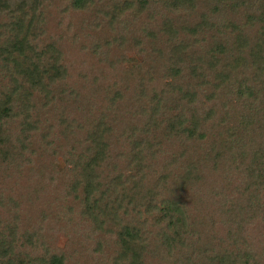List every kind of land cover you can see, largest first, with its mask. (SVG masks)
Returning a JSON list of instances; mask_svg holds the SVG:
<instances>
[{
    "label": "trees",
    "instance_id": "obj_1",
    "mask_svg": "<svg viewBox=\"0 0 264 264\" xmlns=\"http://www.w3.org/2000/svg\"><path fill=\"white\" fill-rule=\"evenodd\" d=\"M0 264H264V0H0Z\"/></svg>",
    "mask_w": 264,
    "mask_h": 264
},
{
    "label": "rangeland",
    "instance_id": "obj_2",
    "mask_svg": "<svg viewBox=\"0 0 264 264\" xmlns=\"http://www.w3.org/2000/svg\"><path fill=\"white\" fill-rule=\"evenodd\" d=\"M147 43L148 42H146V41L143 42V45H142L143 51L142 52H140V50L138 49L139 50L138 53L135 52L136 54H132V55H129L128 54L126 56V58L124 57L125 58V64H124L125 66H124V68L129 67V65H130V67L133 66V65H137V64L143 65L147 61L146 58H148V56H151V50L148 48V44ZM101 67L102 68L99 69V72L100 73H108L110 70L111 71H114L110 67H107V65L106 66L105 65H101ZM127 72L124 69V73H127ZM61 165H63V169H62V171H63L64 170V164H63V162L58 163L56 165V167L58 168V166H59L60 169H61ZM60 244H62V241L61 240H60Z\"/></svg>",
    "mask_w": 264,
    "mask_h": 264
}]
</instances>
